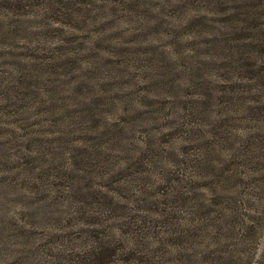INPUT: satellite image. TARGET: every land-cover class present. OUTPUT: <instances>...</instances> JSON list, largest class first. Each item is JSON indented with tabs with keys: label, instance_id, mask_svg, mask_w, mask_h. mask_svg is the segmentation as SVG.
<instances>
[{
	"label": "rangeland",
	"instance_id": "rangeland-1",
	"mask_svg": "<svg viewBox=\"0 0 264 264\" xmlns=\"http://www.w3.org/2000/svg\"><path fill=\"white\" fill-rule=\"evenodd\" d=\"M100 253L264 264V0H0V264Z\"/></svg>",
	"mask_w": 264,
	"mask_h": 264
},
{
	"label": "trees",
	"instance_id": "trees-1",
	"mask_svg": "<svg viewBox=\"0 0 264 264\" xmlns=\"http://www.w3.org/2000/svg\"><path fill=\"white\" fill-rule=\"evenodd\" d=\"M99 252H104V251L101 250ZM100 255H101V258L97 259V261L95 260L93 264H110L109 259H108L110 257L109 255L104 256L102 253H100Z\"/></svg>",
	"mask_w": 264,
	"mask_h": 264
}]
</instances>
